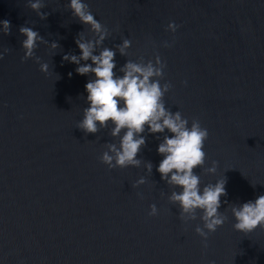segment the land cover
Listing matches in <instances>:
<instances>
[{
	"label": "water",
	"instance_id": "obj_1",
	"mask_svg": "<svg viewBox=\"0 0 264 264\" xmlns=\"http://www.w3.org/2000/svg\"><path fill=\"white\" fill-rule=\"evenodd\" d=\"M86 2L110 31L101 47L132 42L128 56L116 51L117 75L127 59L158 53L166 63L165 106L208 129L205 164L195 171L202 185L226 178L220 211L228 218L207 248L194 231L202 222L179 218L167 197L180 189L157 171L167 130L142 133L140 167L102 163L104 144L118 138L111 124L96 134L76 127L94 77L62 60L79 55L75 39L88 26L71 15L68 0H44L46 19L26 0H0V20L11 24L0 33V51L9 49L0 59V264H264V229L235 230L227 207L264 195V0ZM169 21L180 25L174 33ZM22 25L58 43L34 50L49 75L34 58L21 61ZM212 161L216 172L207 173ZM141 176L145 183L132 187ZM151 204L158 215H148Z\"/></svg>",
	"mask_w": 264,
	"mask_h": 264
},
{
	"label": "clouds",
	"instance_id": "obj_2",
	"mask_svg": "<svg viewBox=\"0 0 264 264\" xmlns=\"http://www.w3.org/2000/svg\"><path fill=\"white\" fill-rule=\"evenodd\" d=\"M27 6L36 12L40 19H46L49 13L42 12L45 7L44 0H26ZM71 15L78 21L87 25V31L77 34L75 44L79 48V55L65 53L62 60L76 64L75 71L80 75L92 74L94 78L85 84L87 92V107L82 109V119L77 122V128L85 134H96L100 129L108 128L109 135L118 138L116 142L104 144L105 150L99 159L109 169L140 167L142 160L138 158L141 148L146 144L142 133H164L167 130L171 135H164L157 146V152L163 159L157 166L161 179L169 186L178 187L168 195V200L178 205V216L184 221L199 219L194 231L202 238L204 248L210 233L223 226L227 220L224 212L220 211L221 197L227 195L226 178L218 179L202 185L200 176L195 169L203 168L206 159L204 145L209 137L207 128L201 125L197 118L189 119L182 116L177 110L171 111L165 106L164 96L172 88L170 82L161 83L164 77L166 63L157 53L153 59L147 61L139 57L136 61L127 59L119 68L122 75H117L115 55L118 50L122 56H128L131 40L123 38L115 46L101 47L102 42L110 35L106 25L94 17L86 0H68L66 5ZM180 25L169 21L166 30L175 32ZM11 24L8 20H0V33L9 34ZM19 33L24 36L21 41L23 56L21 61L34 58L39 69L49 75V65L42 62L35 54L38 43L48 44L52 49L58 47L53 41L47 40L36 30L29 26H20ZM89 33L91 34L89 36ZM164 47H170L168 41L163 42ZM98 50V51H97ZM9 51L4 48L0 51V59ZM84 63H81V62ZM91 61V63H87ZM71 77L72 73H68ZM144 167L151 172L152 163L143 161ZM217 162L204 169L207 173H215ZM145 178L141 176L134 181L132 187L144 184ZM139 195V194H138ZM224 203H227L226 201ZM234 217L233 228L245 234L254 231L257 227L264 229V195L242 204H228ZM149 216L158 215L155 204L149 206ZM209 264H215L209 261Z\"/></svg>",
	"mask_w": 264,
	"mask_h": 264
}]
</instances>
